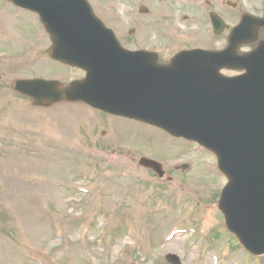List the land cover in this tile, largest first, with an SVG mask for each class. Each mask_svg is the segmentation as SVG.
I'll use <instances>...</instances> for the list:
<instances>
[{
    "label": "rangeland",
    "instance_id": "374dc122",
    "mask_svg": "<svg viewBox=\"0 0 264 264\" xmlns=\"http://www.w3.org/2000/svg\"><path fill=\"white\" fill-rule=\"evenodd\" d=\"M243 5L244 11H263L254 3H249V0L244 1ZM4 95V91L0 89V96ZM14 97L16 99L12 97L0 100V264H37L36 258L40 264H48L52 261L58 264H129L130 262L160 264V259L163 264L165 260L179 262V259L182 264L219 263L212 254L200 258L202 248L186 243L187 238L181 236L169 247L164 245L157 248L153 245L152 249L153 240L163 236L164 231L175 223H166L157 211V207L148 203L140 190H132L118 182L100 185L101 191L106 192L103 195H98L97 187L92 185L88 189L90 199L99 207H107L116 201H123L124 206L112 213L109 220L121 226L126 234H135L142 243L141 247L147 252L135 254L130 248L136 245L132 237L130 243H124L125 237L112 238L110 235L112 226H109L107 221L102 219L95 221L98 228L86 231V221L82 219L79 227L68 233L73 239L74 250L61 253L60 248L56 247L62 244V238L56 237L55 234L61 232L66 223L61 222L63 214L54 207L72 215L81 212H74L75 209L80 208L79 203L71 201L68 192L61 196L65 188L60 186V180L66 179L69 172L70 176L78 172V176L72 178V182L70 178L66 181L67 187H72L88 182L89 178L83 179L82 174L88 175L87 177L92 176L81 172L88 169L85 163L92 160V156H100L85 141L92 136L94 127V123L90 122L92 116L87 113L90 112L87 109H78L69 105H59L45 111L33 110L25 101ZM11 104L17 108L12 107L4 112L3 110ZM74 111L78 112L77 117ZM90 113L93 115L92 112ZM147 136L151 137L149 132ZM104 149L106 155L109 154L111 147ZM194 159L196 161L194 173L201 178L203 175H211L214 180L213 187H216L217 173L213 167L207 165L211 162L210 158L195 148ZM198 162L201 164L198 165ZM138 176L148 178V175ZM100 177L103 179L105 176L100 175ZM197 205L198 203L194 202L189 209H195ZM210 211L211 209L202 206L198 208L197 214L206 217V225L212 236L219 239L224 232L216 221L215 212L212 211L209 215ZM185 215L186 212L183 217ZM47 228H49V235H46L48 239L44 237L40 240L38 234ZM166 236L167 234L162 238L163 241ZM50 240H53L52 246L48 245ZM181 242L186 244L188 256L181 254ZM167 249H173L177 254L174 252L171 254L179 255V259H173L171 256L169 259L164 258ZM35 251L42 252V256L39 257ZM50 252L53 256H50ZM217 254L216 256L220 257L222 252L218 251ZM229 255L236 263L227 264L239 263L240 258L236 257L234 251ZM241 264L244 262L242 261Z\"/></svg>",
    "mask_w": 264,
    "mask_h": 264
},
{
    "label": "water",
    "instance_id": "95a60500",
    "mask_svg": "<svg viewBox=\"0 0 264 264\" xmlns=\"http://www.w3.org/2000/svg\"><path fill=\"white\" fill-rule=\"evenodd\" d=\"M21 3L39 12L42 22L50 31L53 39L54 46L51 54L65 62L82 65L88 70V78L82 84L74 85L75 97L111 111V103L108 104L110 74L105 65L90 61L98 59L93 52L100 51L97 47L99 44H104V50L108 54L117 49L110 46L108 39L105 41L91 40L93 36L100 34L107 37V33L87 14L75 15V11L85 9L82 1L24 0ZM73 29L81 32L78 34H81L83 44L91 46L90 48L83 50L75 46L79 40L77 42L74 40L71 33L75 32ZM234 45L233 38L232 48ZM232 48L229 47L230 50ZM119 51L122 53L121 50ZM262 54L260 52L255 57L258 58ZM200 55L203 60H207L208 56L214 57L213 53ZM100 59L107 61L109 55ZM115 86L124 88L125 85L115 83ZM222 86H226L227 91ZM25 87L29 90L34 88L33 86ZM195 90L205 100L204 110L196 112L188 124L186 122L183 127L175 130L199 140L219 154L220 167L230 179L228 189L224 191L219 203L220 209L226 215L229 228L236 232L247 245L251 238L255 239V250L262 252L264 251V144L261 145L258 153L261 154V159L258 161L261 170L260 177L251 178L248 173L243 174L241 169H230V162L242 152L246 133L255 132L264 127V105H259L251 96L236 90L235 82L222 84L220 80L217 83L214 81L195 82ZM97 100H102V104L97 103ZM150 102L151 99L147 95L146 103ZM261 103H264V100ZM200 107L196 104V108ZM142 117L154 122H167V117L162 112L146 113ZM248 180L253 183L254 189L251 190L245 186L244 183Z\"/></svg>",
    "mask_w": 264,
    "mask_h": 264
},
{
    "label": "flooded vegetation",
    "instance_id": "af4514ba",
    "mask_svg": "<svg viewBox=\"0 0 264 264\" xmlns=\"http://www.w3.org/2000/svg\"><path fill=\"white\" fill-rule=\"evenodd\" d=\"M95 13L114 31L121 45L129 50H146L156 54L158 63L168 62L169 58L181 48L209 44L205 36L195 40L194 32H210L208 16L215 12L220 18L240 14L238 5L242 0H230L233 7L226 4L227 0H89ZM20 13L27 19H18ZM241 15V14H240ZM32 20L34 18L26 11L0 0V35L24 33L30 40L24 44H32V60L40 65L38 72L43 78H59L64 82L81 78L83 72L74 67L66 66L50 59L46 49L50 45L48 35ZM212 36V35H211ZM214 40L221 39L226 44V32L212 36ZM37 39V42H33ZM197 43V44H196ZM20 45L13 41L0 38V49L6 55L17 51ZM9 65L15 63L6 60ZM4 66L0 64V70ZM59 75L57 76L56 74ZM108 119H102L106 123ZM135 133H129L125 138H135ZM119 145L128 142L127 139L116 141ZM132 159L134 157L132 156ZM192 168L191 165H188ZM183 169V167H182ZM166 170H172L167 167ZM187 170L173 167L171 176H186Z\"/></svg>",
    "mask_w": 264,
    "mask_h": 264
}]
</instances>
